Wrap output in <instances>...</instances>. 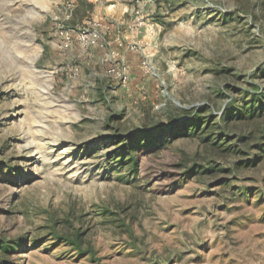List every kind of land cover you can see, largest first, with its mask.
<instances>
[{"label":"rangeland","instance_id":"rangeland-1","mask_svg":"<svg viewBox=\"0 0 264 264\" xmlns=\"http://www.w3.org/2000/svg\"><path fill=\"white\" fill-rule=\"evenodd\" d=\"M258 84L264 0H0V241L21 242L0 263L264 264V160L181 177L198 139L137 169L115 142L223 121Z\"/></svg>","mask_w":264,"mask_h":264},{"label":"trees","instance_id":"trees-1","mask_svg":"<svg viewBox=\"0 0 264 264\" xmlns=\"http://www.w3.org/2000/svg\"><path fill=\"white\" fill-rule=\"evenodd\" d=\"M254 92L260 93L261 97L258 103L253 99L248 105L239 106L238 114L232 115L231 113L229 117L227 116L218 123L215 122L217 118L215 114L211 112L207 114V110H209L207 107L193 116H181L184 118L180 121H176L178 115L171 116V124L166 131L164 128H156L155 130H138L127 136L117 135L115 138L119 149L117 152L125 162H133V167L137 169L139 165V160L135 156L137 148L153 146L156 149L157 145L159 148L168 141L190 137L198 139L201 144L205 145L207 154L212 156L204 159L208 165L199 159L198 153L183 157L182 161L177 164L183 170L180 172L181 177L216 171L217 165H212V163H216L213 157L224 153L236 154L239 152V155L243 154L239 159V169L246 166L254 167L264 160V85L258 84ZM232 135L235 136L234 139ZM7 169L11 170L9 167ZM69 240L71 243L76 242L77 247L82 250L81 243H77L78 236L76 239ZM0 242V252L2 253L18 250L21 244L20 240L15 239H3Z\"/></svg>","mask_w":264,"mask_h":264}]
</instances>
